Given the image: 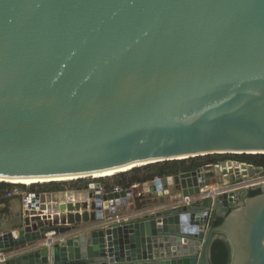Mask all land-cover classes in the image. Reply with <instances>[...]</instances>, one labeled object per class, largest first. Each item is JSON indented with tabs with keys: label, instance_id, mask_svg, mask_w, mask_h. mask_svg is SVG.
<instances>
[{
	"label": "water",
	"instance_id": "water-1",
	"mask_svg": "<svg viewBox=\"0 0 264 264\" xmlns=\"http://www.w3.org/2000/svg\"><path fill=\"white\" fill-rule=\"evenodd\" d=\"M210 154H264V0H0V179ZM245 174L85 183L52 219L34 197L0 264H210L216 239L228 264H264V186L248 196Z\"/></svg>",
	"mask_w": 264,
	"mask_h": 264
},
{
	"label": "trees",
	"instance_id": "trees-1",
	"mask_svg": "<svg viewBox=\"0 0 264 264\" xmlns=\"http://www.w3.org/2000/svg\"><path fill=\"white\" fill-rule=\"evenodd\" d=\"M226 159H235L245 161L254 165H264V154H212L206 156L191 157L180 160H169L155 163H149L137 167H133L127 171L116 173L108 177H99L96 181L101 183L106 191L112 190L114 187L128 188L134 184H141L152 181L157 177L174 175L179 172L191 171L208 162L222 161ZM82 179L49 181L46 183H33L29 186L19 184L20 186L33 190L42 187L44 190L57 191L62 190L67 184L77 185L81 187ZM11 183L0 182V188L8 187ZM64 185V186H63ZM260 190L255 189L248 193V196L259 194ZM230 211L227 210L226 214ZM224 220V216H216L213 226H219ZM230 261V247L228 243L221 239H216L211 245L210 264H228Z\"/></svg>",
	"mask_w": 264,
	"mask_h": 264
},
{
	"label": "built area",
	"instance_id": "built-area-1",
	"mask_svg": "<svg viewBox=\"0 0 264 264\" xmlns=\"http://www.w3.org/2000/svg\"><path fill=\"white\" fill-rule=\"evenodd\" d=\"M212 155V154H210ZM223 155V154H220ZM206 156V155H204ZM198 157V156H197ZM191 158V157H190ZM202 166H211L213 169L218 170L219 174H222V172H224V175L229 174V171H232V173H238L241 174V172H246L245 176L244 175H240V177H244V180H242L240 183L236 184V187L238 189H246L248 191H252L255 189H259L261 186H264V173L262 171H264V165H254L252 163L249 162H245V161H238L235 159H226V160H222V161H214V162H208L203 164ZM254 170L252 175H248L247 172L248 170ZM9 183V182H7ZM20 183H11L10 186L8 187H2L0 188V200L3 199H11V198H15V197H19L20 201H21V211L23 216L25 215L26 212H30L31 211V205H32V199L34 197H38V209L36 210L38 215H40L41 217H45L47 219H52V217L57 213L56 208L57 207H52V206H48V205H42L39 202V195L38 193H33V192H28L26 188L22 187L19 185ZM25 185V184H23ZM137 184H134L130 187H135ZM26 187L29 185H25ZM99 188H100V192L103 193L106 190L104 189L103 185L101 183H99ZM123 188L120 187H114L112 190L113 191H119L122 190ZM221 190L218 189V187H211V188H201L200 192L198 195L196 196H185L183 197V202L185 203H190L193 200L196 199H201L204 197H208L211 196L212 198L217 195ZM36 195V196H35ZM67 197V196H66ZM66 197L64 198V201L62 202H76V201H80L81 199H66ZM61 202V203H62ZM59 205V204H58ZM103 210H105V208H107V206H102ZM112 218L119 220L120 217L117 214H112ZM127 218H124V220H126Z\"/></svg>",
	"mask_w": 264,
	"mask_h": 264
},
{
	"label": "crops",
	"instance_id": "crops-1",
	"mask_svg": "<svg viewBox=\"0 0 264 264\" xmlns=\"http://www.w3.org/2000/svg\"><path fill=\"white\" fill-rule=\"evenodd\" d=\"M27 191L40 194L39 202L41 203V206L46 204L49 207L52 206L53 208L58 207V204L64 201V198L66 196V199L78 198L82 200L83 196L85 195V192L82 190V186L78 187L77 185L72 184H67L63 187L62 190L57 191L44 190L42 189V187H39L37 189L34 188L33 190L27 189ZM15 208H17L15 210L17 215L16 221H9L7 219L4 221V216H10L11 212ZM122 211L123 207L117 206V212L121 213ZM22 218L23 214L21 211V201L19 197L0 200V233L16 229V227L19 226L20 221H22Z\"/></svg>",
	"mask_w": 264,
	"mask_h": 264
},
{
	"label": "bare ground",
	"instance_id": "bare-ground-1",
	"mask_svg": "<svg viewBox=\"0 0 264 264\" xmlns=\"http://www.w3.org/2000/svg\"><path fill=\"white\" fill-rule=\"evenodd\" d=\"M146 164L143 163H136L132 164L130 166H126L123 168L115 169V170H107V171H101V172H95L92 174H89L88 176L92 177H108L111 175H114L119 172L127 171L133 167L140 166ZM86 175H80V176H71V177H56V178H22V179H0V182H9V183H20L25 185H31L33 183H46L49 181H62V180H72L78 177H84Z\"/></svg>",
	"mask_w": 264,
	"mask_h": 264
},
{
	"label": "rangeland",
	"instance_id": "rangeland-1",
	"mask_svg": "<svg viewBox=\"0 0 264 264\" xmlns=\"http://www.w3.org/2000/svg\"><path fill=\"white\" fill-rule=\"evenodd\" d=\"M141 166V165H140ZM137 167V166H136ZM112 176V175H111ZM99 177H92V176H84L82 178H78V179H82V184H85V183H98L96 180L98 179ZM17 208H15L12 212H11V215L8 216V217H5L4 216V221L7 219L9 221H16L17 219V215H16V210ZM19 222V221H18Z\"/></svg>",
	"mask_w": 264,
	"mask_h": 264
},
{
	"label": "flooded vegetation",
	"instance_id": "flooded-vegetation-1",
	"mask_svg": "<svg viewBox=\"0 0 264 264\" xmlns=\"http://www.w3.org/2000/svg\"><path fill=\"white\" fill-rule=\"evenodd\" d=\"M248 193H250V191Z\"/></svg>",
	"mask_w": 264,
	"mask_h": 264
}]
</instances>
